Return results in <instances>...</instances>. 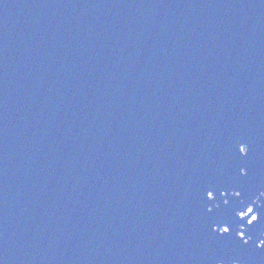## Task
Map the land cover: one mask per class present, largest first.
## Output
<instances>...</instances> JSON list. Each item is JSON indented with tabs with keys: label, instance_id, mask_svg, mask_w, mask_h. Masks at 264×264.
I'll return each instance as SVG.
<instances>
[{
	"label": "water",
	"instance_id": "obj_1",
	"mask_svg": "<svg viewBox=\"0 0 264 264\" xmlns=\"http://www.w3.org/2000/svg\"><path fill=\"white\" fill-rule=\"evenodd\" d=\"M261 239L264 0H0V264H264Z\"/></svg>",
	"mask_w": 264,
	"mask_h": 264
},
{
	"label": "snow or ice",
	"instance_id": "obj_2",
	"mask_svg": "<svg viewBox=\"0 0 264 264\" xmlns=\"http://www.w3.org/2000/svg\"><path fill=\"white\" fill-rule=\"evenodd\" d=\"M239 151L241 152V153H243V152H245V149H244V147L243 146H240L239 147ZM247 154H245L244 156H246ZM240 173L242 174V175H246L247 173H246V170L245 169H243V168H241L240 169ZM209 193H211V192H209ZM208 193V194H209ZM235 195H237V196H239L240 195V193L239 192H235L234 193ZM225 203H227V201L225 200ZM218 207V206H217ZM208 211H212V209H208ZM253 211H254V209L252 208V207H248V209H247V211L245 212H241V219H244L245 217H248L250 214H252L253 213ZM259 221V216L258 215H251V218L250 219H248L247 220V223L249 224V225H252L253 223H256V222H258ZM220 231L222 232V233H229V228H227V227H225V228H223L222 230L220 229ZM239 237H240V239L242 240V242L244 243V244H248L249 243V239H245L244 238V233L243 232H241V233H239ZM259 247H264V244H261Z\"/></svg>",
	"mask_w": 264,
	"mask_h": 264
},
{
	"label": "clouds",
	"instance_id": "obj_3",
	"mask_svg": "<svg viewBox=\"0 0 264 264\" xmlns=\"http://www.w3.org/2000/svg\"><path fill=\"white\" fill-rule=\"evenodd\" d=\"M239 215L241 216V212L239 213ZM248 239L251 240V237H249ZM261 244H264V239H261L257 246L259 247Z\"/></svg>",
	"mask_w": 264,
	"mask_h": 264
},
{
	"label": "rangeland",
	"instance_id": "obj_4",
	"mask_svg": "<svg viewBox=\"0 0 264 264\" xmlns=\"http://www.w3.org/2000/svg\"><path fill=\"white\" fill-rule=\"evenodd\" d=\"M250 218H251V217H250ZM250 218H249V219H250Z\"/></svg>",
	"mask_w": 264,
	"mask_h": 264
}]
</instances>
